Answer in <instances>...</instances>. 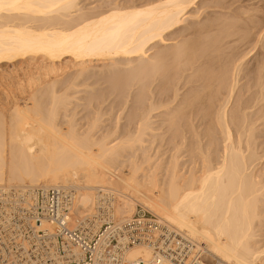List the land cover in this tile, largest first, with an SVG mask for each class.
Here are the masks:
<instances>
[{
    "label": "bare ground",
    "instance_id": "bare-ground-1",
    "mask_svg": "<svg viewBox=\"0 0 264 264\" xmlns=\"http://www.w3.org/2000/svg\"><path fill=\"white\" fill-rule=\"evenodd\" d=\"M147 2L142 6H114L97 15L88 12L75 15V11H79V0H0V188H72L75 202L71 227L91 226L93 231L98 230L103 222L95 211L100 201L104 202L101 205L109 208L108 219L116 223L129 219L134 212V203H139L157 215L161 225L192 242V254L208 252L224 264H264V245H259L260 235L256 232V221L260 219L258 207L264 196V179L254 175L252 127H249L251 130L248 128L251 125L248 119L246 125L247 116H244L248 114L244 112L253 107L252 102H256L259 90L258 95L251 93L248 100L239 101L237 108L229 110L238 83V65L243 61L239 59L243 54L241 48H236V52L234 47L241 45L247 48L251 43L243 42L256 28L248 17L247 21L242 18L248 29H241L242 32L240 28V32L237 31L230 20L224 23L219 20L221 25H218V18V22L215 18L211 25L204 22L205 28L204 23L200 24L203 27L194 25L192 30L188 28L183 47L175 45L165 53L156 52V55H151L156 57L149 56L152 61L145 63L149 46L166 42L165 35L177 31L185 20L182 18L188 16L200 0ZM194 9L190 11L193 18L184 17L186 20L196 18L198 10L195 12ZM195 26L199 29H194ZM181 32H178L180 37L185 31ZM166 53L173 61H169L172 58H167ZM177 56H181V62L186 58L184 61L188 62L187 70L190 72L186 78L194 77L192 80L195 81L186 89L185 99L181 96V100H177L179 96L174 94L175 91L171 96L175 107L170 109L171 122L168 121L172 130L171 141L178 139L183 132L178 133L179 126L176 127L180 119L184 118L181 127L185 125L186 129L182 130L187 134L195 126L192 124L189 128V118L194 120L199 115L196 127L204 126L207 146L216 150L215 158L207 156L199 169L188 170V174L179 170L182 165L175 154L179 146L172 149L177 151L170 159L164 178L157 174L161 164L154 170L151 167L146 169L151 156L142 153L145 143L142 137L150 122L145 124L144 119L140 127L137 125L136 134L111 141L108 135L95 138L89 129L81 132V128L72 125L71 119L66 123L59 122L58 110L68 104L65 98L62 100L56 95L59 90L73 86L72 82L67 88L64 83H61L63 88L58 85L64 80L59 81L67 70L71 80L77 81L95 62L110 61L114 64L115 59L136 58L144 64L139 69L135 65L132 70L135 68L147 77L150 73L146 72L153 74L156 64L161 67V61L169 59V62L177 64ZM237 59L240 60L238 65L234 64ZM129 60L127 64L137 61ZM196 60H199L198 65ZM195 63L198 69L194 68ZM91 64L93 66L90 67ZM255 69L246 72L252 73L253 79L257 74ZM247 74L241 78L245 79ZM142 79L140 81H144V77ZM254 83L257 82L252 83L256 86ZM57 88L61 89L57 92ZM38 94L49 95L47 97H51L54 107H42ZM160 100L161 104L164 99ZM167 101L165 105L170 103ZM214 120L217 121L215 124ZM213 132L220 138L211 137ZM181 139L184 140L183 136L178 140ZM134 147L133 158L137 150H141L145 157L142 156L141 162L131 161L128 167H124L125 162L119 161L122 157L120 152ZM43 225L49 227L45 223ZM152 257V249L147 245L131 247L125 253L126 261L140 259L148 262ZM162 264L172 263L163 260Z\"/></svg>",
    "mask_w": 264,
    "mask_h": 264
},
{
    "label": "rangeland",
    "instance_id": "rangeland-1",
    "mask_svg": "<svg viewBox=\"0 0 264 264\" xmlns=\"http://www.w3.org/2000/svg\"><path fill=\"white\" fill-rule=\"evenodd\" d=\"M147 1L148 0H79V3L77 4L78 6L77 11L79 10L80 12L75 11V13L74 12L73 13L77 15L78 13H81V12L82 13L85 12L86 14L88 12L90 15L92 14L97 15V13L98 14L102 13V11L104 13L105 11L108 12V9L111 10V8L114 6H117V7H126V6H131V5L132 6H142V5L147 4L148 3ZM209 1L211 0H200V2H198V5L196 4L197 7L195 5V9L192 8L190 10L192 11L194 9V11L196 12V9L198 10L200 6L204 5L203 8H200L201 10L199 9L200 11L198 10L199 14L197 13L198 11L195 13V15L197 14L198 17L196 16L195 18L194 16V19H191L193 17L190 16L191 12L189 11L188 13L190 14L188 15L187 13V15L191 17L190 20L189 19L186 20V18H184V17H188L186 15L182 18V20L185 19L186 22L184 20L183 23L180 24L179 29L175 31L177 34V38H176V34H174L175 32L173 34L171 33L166 34L164 37V41L166 42H161V43L157 42L155 45L149 46L150 48L147 52L148 57H146L148 58V60L145 58V61H146L145 63L151 62L152 60L149 59V56L150 58H153L157 54L156 52L165 53L167 52L168 49L171 48V46L174 47L175 45L176 46L181 45V47H183V44L185 43V40L187 39L185 37L186 31L188 30V28L189 30H192L194 25H197V27L198 25L202 26L200 24H203L204 22L207 23L208 25L211 22H215L213 20L216 18L215 19L216 22H218L219 20L220 21L222 20L221 22L223 21L225 22V20H230L231 21L230 23L235 24L236 26L235 29L238 28L237 31H239V28H240V31H241V29L248 30L246 24L244 23L245 21L243 19L245 18L247 21V17L248 19L251 18L250 19L251 21L250 20L249 21L253 22L252 26L253 27L255 26L254 29L255 28L256 29L254 30V32L252 29L251 33L253 34H251L250 36H247L246 38L247 40L246 41L244 40L243 42L244 44L251 43L248 46L249 48L244 47L245 48L244 49L243 47H240L241 45L234 47L235 50L236 48L238 49V47L239 49L241 48L240 51L243 54L242 56H240L242 59L241 58L239 59L243 61H240L239 59H237L236 62H234V64L237 63L236 65H238V62L240 61V66L238 65V72H237L238 83L234 88L233 95L231 97V102L229 103L230 104L229 110L230 109L232 110L234 107L237 108V104H239V101L248 100L251 96V93L253 94V92H255L258 95V90H259V95H260L261 94L260 92H262L263 95L261 94V96L259 95L256 96L255 94H253L256 96V102L255 103L252 102L251 106L253 107L251 109H248V111H245L244 113L245 114L248 113V114L244 116H247L245 119V123L247 122L246 120L248 119V123L251 125V126H248V128L252 127V132H250V134L252 133L251 141L252 143L253 142L254 143L253 145L251 141L250 143L252 145L251 148L253 149L251 151H253L252 153L253 163L252 164L254 167L253 169L254 175L258 178L260 177L264 179V0H218V1L212 0L211 2ZM208 2L212 4H208ZM75 15L73 17H75ZM191 15L193 16V14ZM234 17H236L237 19L239 18L241 19H239L240 21L238 20L236 21L235 20L236 18ZM217 18H218V21H217ZM234 20L236 22H234ZM220 21L218 25H221ZM205 23L203 25L204 27L202 26L203 28H205ZM230 23H225V24L229 25ZM190 24L191 25L193 24V26L191 27ZM235 26H233V28ZM197 27L195 26L194 29H196ZM220 28L222 29V27ZM235 29H233V31H235ZM182 30H184L185 32H183L184 35L181 34L183 36L180 37L179 36L180 33L178 34V32H181ZM168 38H171V39L168 40ZM174 38L176 39L174 40ZM180 40H183V41H180ZM175 49H177V47ZM171 50H170V55L173 56V54H171ZM242 50H245V51L242 52ZM236 52H238V50H236ZM246 53H248L247 56H246ZM153 54L155 55L151 57V55ZM167 55L168 53H166V56ZM170 55H168L167 58H169ZM131 59L137 60L136 58L135 59L131 58ZM161 59L162 60L164 59V54ZM169 59L165 61H161L162 63V64L160 63L161 67L159 66V64H158L159 67H157V64H156L155 69L157 70L155 71V69H153L152 70L153 74H151V71L146 72V73H150L148 74L147 77L145 75L143 76L144 73L135 71V68H134V71L132 70L135 65H138L136 66V68L139 69V67H141L142 64H144L143 62L141 63V60H139L140 62L137 60L140 63L138 64L137 61L131 62L129 59L127 60L125 59L127 62L128 60L130 61L129 62L130 64L129 63L127 64L124 58H119L120 61L118 59H115V61L116 60L119 61L118 63L117 61L116 62L114 61L116 63L115 66H114L115 63L113 64V62H110V61H108L109 63H107V61L95 62L93 63L95 67L93 66V64H91L90 67L91 66L93 67L89 68L88 71L86 70V73L83 74L84 76H79L81 78L77 79V81L76 79L71 80V74L69 73L70 71L67 70L66 74L63 75L59 79V81H61V79L62 80L64 79V80L59 82L58 85L62 86L61 88H63V85L61 83H64V87L67 88V85H69V83L72 82L73 86L68 87L67 88L68 91L64 88L62 91V89L59 88L61 89L60 91L57 88V92L59 90L60 93H57L56 96L60 99L65 98L68 104L66 105L65 108L59 109L58 110L59 112L56 111L58 112L57 114H59V117H58L59 122L66 123V121H69L71 119L72 125H74L75 128L77 129L81 128V132L87 131L89 129V131H91V133L94 134L95 138H100L104 135L105 136L108 135L109 141H111L115 138H118V140H122V138H125L127 135L131 136V135L136 134L135 129L141 124L140 122L142 121L144 122V120H146V122L144 123L146 124L150 122V125L148 129L145 128L146 132L144 133L145 135H143L142 137L145 142L143 143L144 148H143L142 153L144 152L146 156L148 155L149 157L151 156V162H149L150 163L149 166L148 165L145 166L146 169L148 167L149 168L151 167L152 170H154V167H157L159 166V164H161V166H159L161 168L160 170H158L160 173L157 172V174L160 175L161 178H164L165 173L167 172L166 169L168 170L169 168L168 166L170 162L172 161V160L170 161V159L172 158L173 154L177 150L178 151L180 150L179 153H177L178 152L177 151L175 154L178 155V162L180 163V166L182 165L181 168L179 167L180 168L179 170H181L182 173H184V171H186L185 173H187L188 170L190 171L194 169L195 170L199 169L202 162L205 160V158H208L207 156L210 157L209 159H211V157L212 159L213 157L215 158L216 150L214 149L213 146H207V143H206L207 137L204 135V131H203L204 126H200L198 129L196 127V125L198 124V123L196 124V122H198L197 118L199 117V115L194 120L192 118L190 120L189 118L188 123L189 125L191 124L189 128L192 127V124L193 126L194 125L195 126L193 127V129L191 128L192 130H190L189 133L185 134V131L182 130V129H186L185 125L182 126L183 128L181 127L182 121H184V118H182V115L179 114L183 120L180 119V116L178 115L180 121L181 120L182 121L177 122V120H179L177 119L176 122L179 123V125L177 123L175 124H177L176 127L179 126V128H177L178 133L183 131L182 134L184 133L185 135L184 136L180 133L179 134L180 136H178L179 137L178 139H180V137L183 136L184 140L176 139L174 141L173 140L171 141L172 130H171V125L169 127V124L171 122L169 117L171 113L170 109L175 108L174 106H172L174 105V103L171 101L173 98V97L171 98V96H173V92L175 91L174 94L176 93L178 94L177 97L179 96L177 100L179 99L181 100V96L187 94L185 93L186 89H188V87L191 85L193 81H195V79L192 80L194 77L193 78L190 77V79L186 78V76H189L190 72L187 70L189 64L188 62L187 63L185 62L186 61L185 57H184L185 61L182 58V62H181V56L178 57L177 58L178 60L176 61L177 64L176 63L173 64L169 62L171 60L173 61V58L170 60ZM198 62L199 60L197 61V65L199 64ZM106 63L107 65L112 63L111 65H113V67H111V65L110 67H108ZM158 63H159V60H158ZM234 64H233V67L236 66ZM197 65L195 63L194 68L195 66L197 68ZM252 68L253 69L256 68L255 70H257L256 73L258 74V75L256 74V76L254 75V79H253L252 73H250V75L247 74L251 72L250 69ZM71 72H74V71L71 70ZM246 74L247 76H245V79L244 78L242 79L241 77ZM73 76H75V74ZM143 77H144V81H140V78L142 79ZM249 78H250V81H249ZM252 79L254 82H257V83H254V85L256 84V86H253ZM256 79H259V80L257 81ZM258 82H260V84ZM175 89L176 90L179 89L178 93L176 92ZM64 91H67V92H64ZM37 96H38L37 97L38 99L41 98L40 103L43 102V104L42 103L41 104H42V107H44L45 109H50L54 107L52 106L51 97H47L49 95L41 96L40 94H38ZM183 97H182L183 99L186 98V96H183ZM159 98L160 99L162 98V100L164 99L163 102ZM166 98L168 100L171 98L169 100L170 103L172 102L171 106H170V103H168L169 101L166 100ZM159 100L163 104L162 103L160 104ZM177 100H175L174 102L176 103ZM165 101H167L168 103V105L166 104L167 106L165 105ZM213 115H217V114H213ZM143 116H145V118L148 116V119L147 118L145 119ZM216 122L217 121L214 120L213 124H215ZM248 123H246V125H248ZM249 129L251 130V128ZM193 132H194V135H193ZM213 133H211L212 134L211 137L213 136L214 138L216 137L220 138L218 133H217L218 135L214 133V135L216 134L215 136L213 135ZM195 134H198V135L195 136ZM182 141H185V142H182ZM177 147H178L177 150L176 149L172 150ZM134 149L135 147L133 149L125 148L120 152L122 157L119 158V161L125 162L123 164L124 167L125 166L128 167L131 161L141 162V160H143L142 156L143 158L145 157V155L141 153V150L140 151L137 150V152L135 151L136 152L135 158H133L131 155ZM116 165H119V163L116 162ZM23 184L28 185V183H23ZM66 190L73 191L72 188L66 189ZM98 194L101 195L102 192H98ZM263 195H264V192H263ZM261 200L262 201L258 207V215L260 219L259 220L257 219L256 221V232L260 235L259 245H264L263 243L264 242V196L261 198ZM101 203H104V202L103 201L99 202V205H97V208L95 209L96 214H97L98 209L101 207L100 206ZM133 207H134L133 208L134 212L132 216L136 212L142 210L147 215L156 217L160 220V218L157 215L150 212L149 210L141 206L139 203H134ZM201 260L205 263H212L215 261H219L216 257H214L208 252L202 253Z\"/></svg>",
    "mask_w": 264,
    "mask_h": 264
},
{
    "label": "built area",
    "instance_id": "built-area-1",
    "mask_svg": "<svg viewBox=\"0 0 264 264\" xmlns=\"http://www.w3.org/2000/svg\"><path fill=\"white\" fill-rule=\"evenodd\" d=\"M74 202V192L60 187L0 188V264H224L203 262L192 242L142 210L116 223L102 204L98 230L73 228ZM139 245L151 247V260L126 261V251Z\"/></svg>",
    "mask_w": 264,
    "mask_h": 264
}]
</instances>
